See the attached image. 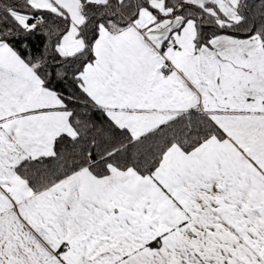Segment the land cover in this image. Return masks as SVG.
<instances>
[{"label": "snow or ice", "instance_id": "6c2138e0", "mask_svg": "<svg viewBox=\"0 0 264 264\" xmlns=\"http://www.w3.org/2000/svg\"><path fill=\"white\" fill-rule=\"evenodd\" d=\"M0 264H264V0H0Z\"/></svg>", "mask_w": 264, "mask_h": 264}]
</instances>
